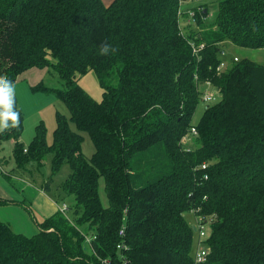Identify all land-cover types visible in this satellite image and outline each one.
Instances as JSON below:
<instances>
[{"label": "trees", "instance_id": "16d2710c", "mask_svg": "<svg viewBox=\"0 0 264 264\" xmlns=\"http://www.w3.org/2000/svg\"><path fill=\"white\" fill-rule=\"evenodd\" d=\"M189 1L0 0V75L14 83L52 66L64 86L40 81L33 89L53 93L70 112L57 111L51 144L39 125L26 147L21 114L0 140L13 139L17 169L51 157L54 176L68 164L58 198L76 203L31 235L0 218V264H195L199 243L209 250L203 264H264V62L228 64L221 55L231 43L264 49V0H223L208 26V7ZM180 8L182 16L196 12L185 26ZM193 42L205 45L194 51ZM104 43L116 51L101 54ZM90 71L101 100L78 82ZM84 133L95 145L91 157ZM15 202L0 197V205ZM189 211L205 225L195 247Z\"/></svg>", "mask_w": 264, "mask_h": 264}, {"label": "rangeland", "instance_id": "374dc122", "mask_svg": "<svg viewBox=\"0 0 264 264\" xmlns=\"http://www.w3.org/2000/svg\"><path fill=\"white\" fill-rule=\"evenodd\" d=\"M221 1L223 0H190L187 5L198 7L203 4L207 6L210 15L205 25L208 26L215 23L218 6ZM227 53L226 59L228 64L233 63V58L235 56H238L240 59L249 57L257 62H264V49L240 47L231 43L227 48ZM77 79L79 84L95 99H102L103 89L94 71H90L86 74L78 73ZM40 81H43L44 85L52 88L64 86L62 78L52 66L32 68L22 73L14 82L15 106L23 119L21 141L26 147L30 145L35 137L39 125L45 127L46 139L49 144L52 143L54 130L57 125V111L62 112L70 118L69 109L62 100L58 99L53 93L33 89ZM206 105L207 102L204 100L200 102L194 116V122L199 120ZM70 124L72 128L76 130V125L71 120ZM13 146V139H6L4 140L3 148L0 147V191L3 193L0 196H9L20 203L0 205V218L11 224L15 231L31 235L38 229L37 222H41L45 219L44 216H42L41 210H39L36 205L38 201L41 204L46 202L49 206H52L50 200L52 197L54 200H58L57 202L62 205L63 202L68 204L69 209L67 213L73 212L76 204L73 196L65 195L61 199L58 198L61 196L60 194H62L60 193V185L70 174L71 168L68 164H65L56 175L52 176L51 157H49L44 160V165L40 166L37 161H30L25 168L17 169V163L13 157ZM82 149L87 157H91L95 151L93 140L87 133H84ZM1 167L6 170L9 175L15 173L13 175L16 177L6 176L3 174V171H1ZM47 182L51 186V190L47 192L48 197H36L33 199L34 197L31 194H35V192L32 193V191H38L35 187L41 184L44 185ZM40 194L44 196L42 193ZM100 196L103 204L108 206L109 201L105 189V180L103 178L100 180ZM25 197L27 200H25ZM24 201H27L29 204L32 203L30 212L26 205L21 204ZM46 206L47 205H45V207ZM53 207L56 208L54 205ZM56 210L58 209L56 208ZM32 213L35 218L32 216ZM185 217L190 223H196L197 218L193 211L187 212ZM197 237L198 234L196 232L194 247L196 246Z\"/></svg>", "mask_w": 264, "mask_h": 264}, {"label": "clouds", "instance_id": "9594fccd", "mask_svg": "<svg viewBox=\"0 0 264 264\" xmlns=\"http://www.w3.org/2000/svg\"><path fill=\"white\" fill-rule=\"evenodd\" d=\"M116 49L104 43L100 53L107 55ZM20 123V113L15 108V86L12 81L0 75V133L17 128Z\"/></svg>", "mask_w": 264, "mask_h": 264}, {"label": "built area", "instance_id": "2783aa9c", "mask_svg": "<svg viewBox=\"0 0 264 264\" xmlns=\"http://www.w3.org/2000/svg\"><path fill=\"white\" fill-rule=\"evenodd\" d=\"M183 13H184V10H182V8H180L179 10V14H180V17L182 18L183 16ZM195 10H192V11H189L187 12L188 16L190 18H194L195 16ZM193 46H194V51H198L199 48H203L204 47V43H201L200 46H197L195 42L192 43ZM221 55L222 57H226L228 55L227 51L224 50L221 52ZM227 60V59H226ZM225 59L222 60L221 64L219 65L218 67V71L220 70H223L224 67L227 65V61ZM234 61H238L239 60V57L238 56H235L233 58ZM204 98L205 100L207 101H212L213 100V95L211 93H205L204 95ZM193 133L194 134H197V129L195 127H193L192 129ZM207 167V164H203V168H206ZM66 208V204H63L61 209H65ZM195 226L197 227V234H198V238L201 240V239H204V237L206 236V232H205V228H204V224H203V220L200 218L198 220V223L195 224ZM120 235L121 236H124L125 235V231H124V228H122L120 230ZM92 240V237H88L87 241L90 243ZM123 246V244H119L118 245V248H121ZM208 254H209V250H207L205 248V246L201 245L200 243L197 245V249H196V252H195V255H194V260H195V264H203L206 260H207V257H208Z\"/></svg>", "mask_w": 264, "mask_h": 264}, {"label": "crops", "instance_id": "0c3cea01", "mask_svg": "<svg viewBox=\"0 0 264 264\" xmlns=\"http://www.w3.org/2000/svg\"><path fill=\"white\" fill-rule=\"evenodd\" d=\"M104 1V3L105 4H110L113 0H103ZM188 6V5H187ZM191 7V6H190ZM189 22V18H188V16H183L182 17V24H183V26H185L187 23ZM3 144H4V140H0V147H2L3 148ZM0 153H1V149H0ZM1 171H3V174H5L6 176H8V177H12V176H14V177H16L15 175H13V174H15V173H11L10 175L8 174V172L6 171V170H4L2 167H1ZM14 171V170H13ZM36 189H38V191H32V193H34L35 192V194H31L34 198L33 199H35L36 197H41V198H44V197H48L47 196V192L48 191H46L45 189H44V187H43V184H41L40 186H37V187H35ZM1 189V188H0ZM40 193H42L44 196H42ZM3 193L0 191V195H2ZM57 195H59V194H57ZM1 198H5V199H9V200H13L14 202L16 201V199H12L11 197H9V196H0ZM60 197V196H59ZM25 200H27L26 199V197H25ZM50 200H51V203H52V206H49L46 202H44L43 204H41L39 201L36 203V205L38 206V208H39V210H41V212H42V216H44V218H46V217H48L49 215H51V214H53L54 212H56L57 210H56V208L57 209H60L62 206V204H60L59 202H57L58 200H54L52 197L50 198ZM17 203H20V202H18V201H16L15 203H13V204H17ZM22 205H26L27 206V208H28V210H29V212H30V209H31V206H32V203H28L27 201L25 202H23V203H21ZM63 204H67V203H65V202H63ZM45 205H47L46 207H45ZM53 205L54 206H56V208H54L53 207ZM68 205V204H67ZM32 216L35 218V216H34V214L32 213ZM37 222V221H36ZM38 223V222H37Z\"/></svg>", "mask_w": 264, "mask_h": 264}, {"label": "water", "instance_id": "95a60500", "mask_svg": "<svg viewBox=\"0 0 264 264\" xmlns=\"http://www.w3.org/2000/svg\"><path fill=\"white\" fill-rule=\"evenodd\" d=\"M194 230L196 231L197 230V227L194 225Z\"/></svg>", "mask_w": 264, "mask_h": 264}]
</instances>
